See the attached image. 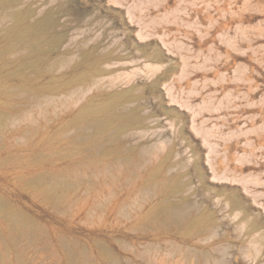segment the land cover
<instances>
[{
	"label": "rangeland",
	"instance_id": "obj_1",
	"mask_svg": "<svg viewBox=\"0 0 264 264\" xmlns=\"http://www.w3.org/2000/svg\"><path fill=\"white\" fill-rule=\"evenodd\" d=\"M0 264H264V0H0Z\"/></svg>",
	"mask_w": 264,
	"mask_h": 264
},
{
	"label": "bare ground",
	"instance_id": "obj_2",
	"mask_svg": "<svg viewBox=\"0 0 264 264\" xmlns=\"http://www.w3.org/2000/svg\"><path fill=\"white\" fill-rule=\"evenodd\" d=\"M7 2H9V1H7ZM12 16L14 17V20H16V21L19 18V16L16 13L13 14ZM50 22H51V20H47L46 21L47 24H41L38 27L35 26L33 30H31V31H25L24 32V34H26V35L27 34H31L32 35L31 36L32 41L29 43V46H30L32 52L35 54L34 56H37V55H39V54L42 53L41 44H43V42L45 41L44 39H46L44 37V34L46 32L47 26L49 25L48 23H50ZM57 41H59V40L52 38V40L45 41V42H47V44L49 46H54V45L57 44ZM39 60H41V58L38 56V58L36 57L35 60L28 61V62H25L23 64L24 66L34 67V71L32 72V74H33L32 77H29L27 74H25V72L17 75V77H18V79L20 80L21 83L26 82L25 83V86H26V84H28L27 87H23L21 89L20 95H18V96H20V99H22L20 101V104L19 105L22 106V107L25 106L27 109L28 108L29 109H32L34 106H39L42 103L43 100H45V101H52V100L55 99V97L57 95H59L61 93L59 91V88H54V89L51 88L50 90H47V91L45 90L44 91L43 90L44 89L43 87L44 86L45 87H48V86H46V85H39L38 82H36L37 78L39 76H42V72H43V71L39 70V67L37 65V62ZM149 65H151V64H149V63L145 64V66H149ZM22 67L23 66L21 65V68ZM47 70H51V65L47 67ZM13 72H10L9 74L11 76H14L15 74ZM75 79L76 80H79V81L80 80H84V79H86V75H81L80 74ZM95 83H97V79H95ZM21 85L24 86V84H21ZM77 87H80L81 89H83L80 85L77 86ZM77 87H75L74 89L70 90V92L71 91H72V93L73 92H76V91H73V90H77L76 89ZM78 90H80V89L78 88ZM67 92H69V91H67ZM63 95L66 96L65 93ZM12 106H14V105H12ZM22 110L20 108L13 107V111L10 112V115L13 118H17L19 116V112L22 111ZM132 119L134 120L135 118H132ZM132 119H129V120H132ZM128 123H129V121H128ZM119 127H120V125H119Z\"/></svg>",
	"mask_w": 264,
	"mask_h": 264
}]
</instances>
